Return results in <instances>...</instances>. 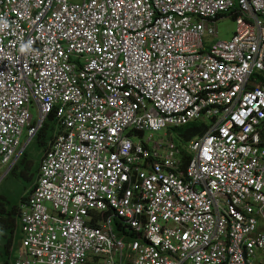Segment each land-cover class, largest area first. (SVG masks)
Returning a JSON list of instances; mask_svg holds the SVG:
<instances>
[{"label": "built area", "instance_id": "obj_1", "mask_svg": "<svg viewBox=\"0 0 264 264\" xmlns=\"http://www.w3.org/2000/svg\"><path fill=\"white\" fill-rule=\"evenodd\" d=\"M51 113L14 264H264V0H0V169Z\"/></svg>", "mask_w": 264, "mask_h": 264}, {"label": "trees", "instance_id": "obj_2", "mask_svg": "<svg viewBox=\"0 0 264 264\" xmlns=\"http://www.w3.org/2000/svg\"><path fill=\"white\" fill-rule=\"evenodd\" d=\"M207 128V122L203 120H194L184 125L171 127L169 132L173 135L174 140L178 144H183L196 137L202 136L207 131ZM57 132H59V128L56 124L55 115L51 113L32 135V141H35L33 150H30L28 146H26L9 169L8 175L11 174L13 176L12 181L18 178H23L25 181L24 184L20 185V193L17 194V197L14 196V198L11 199V190L4 186L5 183L1 185L0 264H14L15 262L16 250L20 239V227L18 225L20 202L25 201L32 191L37 177L41 156L49 148ZM36 155L37 159H35ZM8 175H6L4 179H6ZM113 223L114 230L120 237L124 239L130 238L129 234H125V232L120 230L119 221L117 219H115Z\"/></svg>", "mask_w": 264, "mask_h": 264}, {"label": "rangeland", "instance_id": "obj_3", "mask_svg": "<svg viewBox=\"0 0 264 264\" xmlns=\"http://www.w3.org/2000/svg\"><path fill=\"white\" fill-rule=\"evenodd\" d=\"M235 21L233 18L231 17H226V18H223V19H220L218 21V33H219V38H222V39H229L235 29ZM32 113H33V122L35 121V125L37 124L36 120L38 118V113H37V108L36 107H32ZM198 120H203V119H198ZM205 122H207L206 120H203ZM39 128V127H38ZM166 131L163 129L161 131H158V132H155L154 133V137L155 138H159V137H167L165 135ZM170 133V132H169ZM171 136H173L171 133H170ZM21 141H22V147L27 143L26 146H28V148L30 150H33V147L35 146V141L33 140L32 141V136H30L28 133H27V129L26 127L23 129V134L21 136ZM21 147V148H22ZM35 159H37V155L35 156ZM9 167L10 166H6L4 167L3 169H0V176L2 177L1 180H0V183L3 181V179L5 178L6 175H8V172H9ZM13 180V176L11 174H9L6 179H4V181L0 184V191H1V188H2V184H4V186H6L8 189L11 190V194L10 195V198L13 199L14 196L17 197V194L20 193L19 191L21 190V187L20 185L21 184H24V179L23 178H18L16 179L15 181H12ZM3 186V187H4ZM19 243V241H18ZM17 255V253H16Z\"/></svg>", "mask_w": 264, "mask_h": 264}, {"label": "water", "instance_id": "obj_4", "mask_svg": "<svg viewBox=\"0 0 264 264\" xmlns=\"http://www.w3.org/2000/svg\"><path fill=\"white\" fill-rule=\"evenodd\" d=\"M26 145H27V143L21 148L19 154L23 151V149L26 147ZM19 154H18V156H19ZM18 156H17V157H18ZM11 166H12V165H10L9 169L11 168Z\"/></svg>", "mask_w": 264, "mask_h": 264}]
</instances>
